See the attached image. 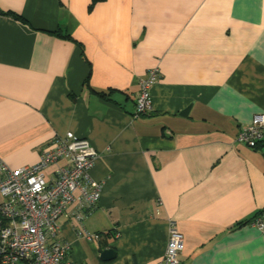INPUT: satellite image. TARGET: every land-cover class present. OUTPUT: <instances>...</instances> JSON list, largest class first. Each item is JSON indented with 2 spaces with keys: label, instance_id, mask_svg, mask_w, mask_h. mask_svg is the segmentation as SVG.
<instances>
[{
  "label": "crops",
  "instance_id": "obj_1",
  "mask_svg": "<svg viewBox=\"0 0 264 264\" xmlns=\"http://www.w3.org/2000/svg\"><path fill=\"white\" fill-rule=\"evenodd\" d=\"M88 3L0 0V163L31 165L67 131L97 151L96 205L56 221L73 264H159L169 218L182 264H264V145L234 140L264 115V0Z\"/></svg>",
  "mask_w": 264,
  "mask_h": 264
},
{
  "label": "built area",
  "instance_id": "obj_2",
  "mask_svg": "<svg viewBox=\"0 0 264 264\" xmlns=\"http://www.w3.org/2000/svg\"><path fill=\"white\" fill-rule=\"evenodd\" d=\"M149 68L138 81L133 115L151 109L150 87L159 77ZM264 139V115L255 113L234 140L255 148ZM98 156L84 139L67 131L55 137L31 165L8 168L0 163V264H73L67 260L69 244L56 240L57 219L71 205L81 218L96 205L102 181L89 170ZM50 172H48V170ZM252 225L264 230L258 215ZM95 235H86V238ZM183 235L172 219L167 220V239L159 264H182Z\"/></svg>",
  "mask_w": 264,
  "mask_h": 264
},
{
  "label": "trees",
  "instance_id": "obj_3",
  "mask_svg": "<svg viewBox=\"0 0 264 264\" xmlns=\"http://www.w3.org/2000/svg\"><path fill=\"white\" fill-rule=\"evenodd\" d=\"M100 1H103V0H89L88 8H91L95 3L100 2ZM98 95H99L100 97H104V96H105V93H104L103 91H99V92H98ZM263 145H264V139H262V141L259 142L255 148H260L259 146H263ZM92 208H93V207H92ZM92 208L83 211V213H86V212L90 211ZM259 212L262 213L263 210H260ZM254 216H255V215H254ZM254 216H253V218H254ZM239 224H240V223H239ZM104 235H105V236H106V235L113 236V234H112L111 231H108V232L105 233Z\"/></svg>",
  "mask_w": 264,
  "mask_h": 264
},
{
  "label": "water",
  "instance_id": "obj_4",
  "mask_svg": "<svg viewBox=\"0 0 264 264\" xmlns=\"http://www.w3.org/2000/svg\"><path fill=\"white\" fill-rule=\"evenodd\" d=\"M115 251L112 248H106L100 251L99 253V259L100 260H108L112 257H114Z\"/></svg>",
  "mask_w": 264,
  "mask_h": 264
}]
</instances>
